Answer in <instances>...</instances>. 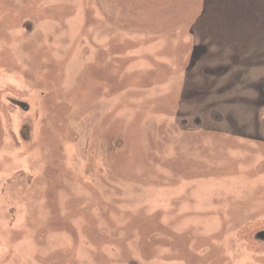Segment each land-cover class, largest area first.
<instances>
[{"label": "rangeland", "instance_id": "374dc122", "mask_svg": "<svg viewBox=\"0 0 264 264\" xmlns=\"http://www.w3.org/2000/svg\"><path fill=\"white\" fill-rule=\"evenodd\" d=\"M260 230L264 0H0V264H264Z\"/></svg>", "mask_w": 264, "mask_h": 264}, {"label": "trees", "instance_id": "16d2710c", "mask_svg": "<svg viewBox=\"0 0 264 264\" xmlns=\"http://www.w3.org/2000/svg\"><path fill=\"white\" fill-rule=\"evenodd\" d=\"M259 232H264V231H263V230H260V231L255 232L254 235H253V237H254L255 240H258V241L264 242V239H262V237H258L257 234H258Z\"/></svg>", "mask_w": 264, "mask_h": 264}, {"label": "flooded vegetation", "instance_id": "af4514ba", "mask_svg": "<svg viewBox=\"0 0 264 264\" xmlns=\"http://www.w3.org/2000/svg\"><path fill=\"white\" fill-rule=\"evenodd\" d=\"M258 237H260V236H258ZM264 238V237H263Z\"/></svg>", "mask_w": 264, "mask_h": 264}]
</instances>
